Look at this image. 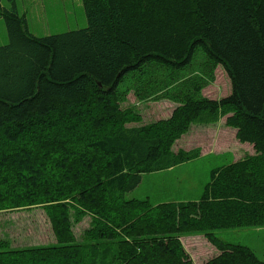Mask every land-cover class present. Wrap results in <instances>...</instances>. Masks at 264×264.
<instances>
[{"label":"trees","instance_id":"16d2710c","mask_svg":"<svg viewBox=\"0 0 264 264\" xmlns=\"http://www.w3.org/2000/svg\"><path fill=\"white\" fill-rule=\"evenodd\" d=\"M6 3L0 0L7 37L0 47V214L64 202L77 221L91 218L90 235L109 264H127L152 247L165 249L161 264H189L175 237L128 241L108 214L144 174L200 156L171 148L191 125L224 119L254 156L210 172L191 221L220 254L207 264H264L213 235L264 227V0H81L85 28L40 38L15 0ZM198 53L210 69L223 68L230 93L203 99L196 86L165 97L179 104L168 119L131 126L137 122L118 102L123 90L158 91L161 73L188 70ZM29 150L43 157L39 163L17 159Z\"/></svg>","mask_w":264,"mask_h":264},{"label":"rangeland","instance_id":"374dc122","mask_svg":"<svg viewBox=\"0 0 264 264\" xmlns=\"http://www.w3.org/2000/svg\"><path fill=\"white\" fill-rule=\"evenodd\" d=\"M2 2L7 7L6 0ZM15 3L29 33L35 37L86 27L81 0H15ZM4 26L0 19V47L7 44ZM154 81L159 82L158 91L148 88L138 94L127 89L119 96L121 108L130 110L131 118L137 122L131 126L168 119L179 104L166 96L192 94L196 86L203 87L199 94L203 99L219 100L230 93L223 68L210 69L201 53L188 70L173 75L161 73ZM171 148L173 151L195 149L200 156L168 171L144 174L140 185L108 215L128 241L175 237L189 264H207L220 254L207 241L205 233L192 223V217H196L192 206L200 200L212 170L253 157L254 152L236 140L235 131L225 126L224 119L212 125H191ZM17 156L26 165H33L34 159L39 163L43 158L31 150ZM61 165L66 164L61 162ZM64 205V202L55 204L54 210L37 207L0 214L1 264H109L107 253L102 252L103 244L96 243L90 235L91 218L86 216L77 221ZM213 235L222 243L249 248L264 261V227L222 230ZM111 242L115 244L116 240ZM164 251L152 247L127 264H161Z\"/></svg>","mask_w":264,"mask_h":264}]
</instances>
